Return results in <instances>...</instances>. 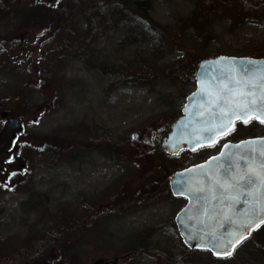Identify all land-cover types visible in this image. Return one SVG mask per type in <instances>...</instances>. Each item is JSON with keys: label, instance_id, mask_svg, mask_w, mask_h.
<instances>
[{"label": "rangeland", "instance_id": "374dc122", "mask_svg": "<svg viewBox=\"0 0 264 264\" xmlns=\"http://www.w3.org/2000/svg\"><path fill=\"white\" fill-rule=\"evenodd\" d=\"M231 1L235 3L226 18L219 20L220 9L212 7L209 14L208 6L196 8L198 0H148L154 23L135 45L119 42L120 36L131 38L138 33L133 26L132 36L117 31L87 46L86 52L80 49L84 46L80 40L77 49H65L59 56L54 54L65 45L51 38L43 26L37 29L35 19L23 20L31 28L25 35L7 30L20 19L0 20V118L11 117L19 125L17 131L5 134L0 122V179L6 180L3 169L14 155L12 135L19 131L29 142L31 163L44 165L36 182L45 181L43 192L49 197L34 198L32 210L28 204L21 206L23 196L17 192L0 201V264H101L115 259L118 263L113 264H124L123 260L167 264L153 258L162 249L183 257L186 248L174 218L185 201L168 194L167 181L173 169L199 162L204 159L199 156L212 150H186L177 156L154 153L194 89L201 58L246 52L251 50L248 42L262 41L264 28L240 24L236 15L239 10L255 9L262 0ZM199 4L206 5L205 0ZM99 5L104 11L113 6ZM197 10L210 16L202 26L196 24ZM73 25L77 33L85 31L83 18ZM62 39L68 42V37ZM77 54L82 55L79 60ZM127 61L145 64L143 72L151 79H133L134 70L125 66ZM54 76L60 78L58 92L51 84ZM88 135L94 139L109 135L111 141L98 139L96 146L87 145ZM48 140L60 144L58 157L49 158L53 151L43 147H49L44 145ZM112 144H117L121 157L109 154ZM36 151H45V156H37ZM144 156L153 161L148 164ZM11 158L17 162V156ZM26 159L31 161L23 156L19 162ZM87 204L93 208L88 213ZM80 223L89 230L81 227L75 235ZM64 238L73 249L62 255L55 241ZM252 244L228 261H213L204 252H196L183 263L260 264ZM142 247L149 248L147 254L138 252ZM23 257L32 259L25 263Z\"/></svg>", "mask_w": 264, "mask_h": 264}, {"label": "water", "instance_id": "95a60500", "mask_svg": "<svg viewBox=\"0 0 264 264\" xmlns=\"http://www.w3.org/2000/svg\"><path fill=\"white\" fill-rule=\"evenodd\" d=\"M247 61L256 62L255 75H259L260 69H264V60L227 56L207 59L200 63L196 74L197 89L187 97L183 115L177 119L171 132L163 139V150L177 153L185 145L191 150H197L204 145L214 144L213 141L205 139L210 135L214 140L220 137L219 130L211 133L206 131L212 127L213 113L218 111L217 108L212 107L213 97L208 94L212 89L208 85H215L216 92L223 91L221 81L226 84L227 77H242L244 75L242 65ZM228 94L224 92V95ZM197 137L200 139L197 140ZM245 141L256 143L247 145L243 143ZM262 141L264 138L227 143L225 144L227 147H223L218 155L171 175L170 188L173 195L188 200L176 215L175 221L184 244L190 250L211 248L208 240L213 235L221 234L226 228L234 230L247 218V210L254 206V201L250 202V200L255 197L261 184L264 183V168L261 167V162L264 161V155H261ZM236 145L240 147L237 148ZM229 162L232 164L231 168ZM249 178L256 183L247 185ZM246 196L250 198L249 201H246ZM241 209L243 211H240ZM231 221L236 223H230ZM254 230L240 231L247 239ZM245 239L235 246L232 254ZM209 252L217 258H225L223 255Z\"/></svg>", "mask_w": 264, "mask_h": 264}, {"label": "trees", "instance_id": "16d2710c", "mask_svg": "<svg viewBox=\"0 0 264 264\" xmlns=\"http://www.w3.org/2000/svg\"><path fill=\"white\" fill-rule=\"evenodd\" d=\"M200 1L201 0H198L196 8L201 6H208L209 8L206 10V12H208L209 14H211L212 7L213 11H218L220 9L221 11H219L218 14H221L222 17H220L219 20L226 18V12L228 11L229 7H232V4L235 3L231 0H205L206 5H200ZM0 2L3 3L1 6L3 10H0V20L9 18L12 20L20 19L22 21L17 25H15L14 23L10 24L9 29L7 27V30H9V32H20L22 35H25L24 32H26V30H30L31 28L30 26H28V23L23 20L35 19L37 21L36 28H40V26H43L42 30H49V36L51 38L53 37V39H59L65 45L54 54L58 56L65 49H77L75 45L80 40H83L84 43V46L80 49L86 52L87 46H89L90 44H95L99 39L110 38L113 33L117 31L124 30L126 31V35L132 36L131 28L133 26H136L139 28V30L135 36L128 38L123 35L119 38V42L123 46H133L137 43L138 38H140L141 36H146V30L149 28L150 24L154 23L153 19L149 15L151 6L149 5L148 0H56L54 4H52L51 1L48 0H0ZM99 2L112 3L113 6L104 11L99 5ZM262 2L263 3L259 4L255 9L250 10L249 8H246L245 10H239L238 14H236L239 17L238 23L254 28H264V15L261 14V12L264 11V0H262ZM198 10L195 12V14H198V16L195 17L197 21L196 24L198 26H202L206 23L205 19L210 16L203 15V12L205 10L201 12H199ZM199 15H203L204 20L202 22H199L198 20ZM81 18H83L85 22V31L82 34H79L75 31L73 23L79 21ZM19 26L20 28L18 29ZM64 36L68 37V42L62 39ZM17 38L20 39L21 36L18 35ZM81 56L82 55L77 54L78 60ZM125 66L133 68L134 73H131L133 79L140 80L141 78L145 77L151 79L152 77V75L143 72L144 68L146 67L145 64L134 65L131 61H127ZM52 80V87L55 92H58L60 88L59 76L52 77ZM54 81H59V85L53 83ZM59 103L61 102L59 101ZM70 131L74 132V128L70 129ZM91 135L87 136L91 139L87 143V145L91 142L92 146H96V141L98 139H105L106 141L108 139L109 141H111L109 135H101L96 139H94ZM48 143V148L47 146L43 147L46 150L50 149V151H53V153L50 152V155L48 154L49 158L58 157L59 153H61L62 151L61 147H59L60 144L57 142L53 143L51 140H48V142H46L44 145H47ZM116 146L117 144L109 145V154L114 158H119L121 156L118 154V149ZM97 148H103V146H99ZM156 148L157 149L154 153L155 156L156 153L159 152L165 155L160 147V144ZM25 149L29 148L27 145L23 144L21 152L22 157L24 156L25 158L28 156V158L31 159L32 155L30 150L25 153ZM39 153L37 154L36 151L37 156H45V151ZM143 158L147 161L148 164L153 161L152 157L148 158V156H144ZM25 162H27V159L25 160ZM31 162L32 159L31 161H28V163ZM84 209H86L88 213L91 212L93 208H91V206L87 204L85 205ZM76 226L78 227L76 228V230H74L75 235H77V232L79 233L81 227L85 228L86 231L89 230L86 226H84L83 223H80L78 225L76 224ZM66 240L67 239L64 238L55 241V244L61 250L62 255L65 253V250L73 249L72 245H69L70 241L68 240V244ZM250 243H254L252 244L254 245L252 253L258 257V261L260 262V264H264V226L258 229L254 233V235L238 249V252H240L241 250L244 251L246 247L250 245ZM148 250L149 248L142 247V251L138 252L147 254ZM238 252H236V254H238ZM72 253L73 252H70V254ZM195 253L196 252H192L186 249L183 257L177 258L174 257L171 253H168L167 251L162 249L159 250L158 254L156 253V256L153 258L157 259L159 262L167 264H185L183 262L185 260H188V258L192 257ZM204 253L209 255L208 257H210L214 261L209 253ZM131 254H133V252H131ZM236 254L231 258L226 259V261L236 257ZM123 262L124 264H127L128 260H123ZM64 263H66V261ZM59 264H63V262L60 261Z\"/></svg>", "mask_w": 264, "mask_h": 264}, {"label": "snow or ice", "instance_id": "6c2138e0", "mask_svg": "<svg viewBox=\"0 0 264 264\" xmlns=\"http://www.w3.org/2000/svg\"><path fill=\"white\" fill-rule=\"evenodd\" d=\"M256 70L257 65L254 61H247L242 65L243 73L250 78L255 74ZM237 83H239V81H237ZM247 83H251V80ZM221 85L223 86V91L221 92L215 91V85H208V87L212 89L208 92L209 96L213 97L212 107L217 108L218 111L213 113L214 120L212 127L206 129V131L211 133L219 130L218 135L223 139V137L230 135L231 132L235 130L236 121H240L246 125L251 120H258L261 124H264V69H260V74L256 79V83H252L250 88L247 86L243 89H238L236 87L229 88L223 81H221ZM256 89L260 90L259 96H257ZM224 92L229 93V95H224ZM196 139L199 140L200 138L197 137ZM205 139L213 141L214 143H219V141L214 140L211 135ZM243 143L252 145L256 142L245 141ZM261 144V155H264V141H262ZM224 147H227V145H224ZM235 147L239 148L240 145H236ZM231 167L232 164L229 162V168ZM261 167L264 168V161L261 162ZM225 178L227 179V172L225 173ZM255 183V180L251 178L247 181V185H254ZM181 191H183V189H181ZM245 199L246 201L250 200L247 196ZM251 201H254V206L247 210V218L239 223L236 229L226 228L221 234L213 235L208 240V243L212 247L207 250L212 251L214 255L230 256L235 246L239 244L242 239L246 238V235L240 231L241 229H247L250 232L256 227L264 225V183L261 184L260 190L255 197L251 198L250 202ZM240 211H243V209ZM230 223L236 222L231 221ZM199 239L202 240L203 237H199Z\"/></svg>", "mask_w": 264, "mask_h": 264}, {"label": "flooded vegetation", "instance_id": "af4514ba", "mask_svg": "<svg viewBox=\"0 0 264 264\" xmlns=\"http://www.w3.org/2000/svg\"><path fill=\"white\" fill-rule=\"evenodd\" d=\"M262 41H253L248 42L247 45L248 48L251 50H246V52H239V53H233L232 55L236 56H242V57H248L253 59H264V37L261 38ZM257 77H247L243 78L242 80L239 79L238 88H245L246 86L248 88L251 87L252 83H256ZM249 80H251V83H247ZM258 90V91H257ZM257 96L260 94V90L256 89ZM11 117H2L0 118V122L2 124V127L4 131L2 133H8L12 130H18L19 125L18 123L13 121ZM1 134V133H0ZM21 133H13L12 140L15 141H21ZM230 135H237L234 137H226L223 139H219V143H216L214 146L211 147V149H214L212 152L209 153L210 155L216 154L219 152L220 148L227 142H237L244 139L249 138H256V137H264V124H261L258 120H251L248 124H243L240 121L236 122V128L234 131L231 132ZM13 146V153L12 156H17V162H12L8 158L6 160V166L3 169V173L6 177V180L0 179V201H4L2 199L7 198L9 193L17 192L20 194V196H23V200L21 201V206H26L28 204L30 209L32 210L33 207L31 206V203L34 202V198H38L39 196H43V199H48V195L43 192V189L45 187V181H42V184H40L41 179L39 182H36V177L38 174H40V165L37 164H27V163H20V155L21 150L18 146L19 143H14ZM8 153L11 155L12 151L8 150ZM15 159V158H14ZM44 166V165H43ZM46 167V166H45ZM9 168V171H8ZM43 172V171H42ZM44 173V172H43ZM43 179V178H42ZM50 201V200H49ZM186 203V200H185ZM29 211L35 214L34 211ZM25 263H27V260H31L32 258L23 257L22 258ZM3 260L7 262L4 257ZM118 263V261L115 259V261H103L101 264H113Z\"/></svg>", "mask_w": 264, "mask_h": 264}, {"label": "bare ground", "instance_id": "6f19581e", "mask_svg": "<svg viewBox=\"0 0 264 264\" xmlns=\"http://www.w3.org/2000/svg\"><path fill=\"white\" fill-rule=\"evenodd\" d=\"M38 199H39V200H43V196H39Z\"/></svg>", "mask_w": 264, "mask_h": 264}]
</instances>
